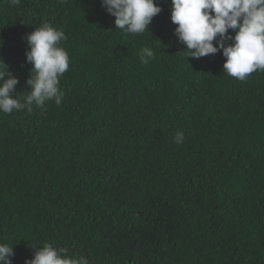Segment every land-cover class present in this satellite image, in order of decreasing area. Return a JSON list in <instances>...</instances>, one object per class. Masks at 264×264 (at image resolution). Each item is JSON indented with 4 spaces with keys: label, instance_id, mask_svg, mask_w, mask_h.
Wrapping results in <instances>:
<instances>
[{
    "label": "trees",
    "instance_id": "16d2710c",
    "mask_svg": "<svg viewBox=\"0 0 264 264\" xmlns=\"http://www.w3.org/2000/svg\"><path fill=\"white\" fill-rule=\"evenodd\" d=\"M155 3L149 33L125 34L101 0H0V59L18 93L33 28L63 30L69 55L60 105L0 113L12 264L45 242L89 264H264V70L240 81L221 52L187 57L171 0Z\"/></svg>",
    "mask_w": 264,
    "mask_h": 264
},
{
    "label": "clouds",
    "instance_id": "9594fccd",
    "mask_svg": "<svg viewBox=\"0 0 264 264\" xmlns=\"http://www.w3.org/2000/svg\"><path fill=\"white\" fill-rule=\"evenodd\" d=\"M11 2L18 5L20 0ZM101 5L115 18V29L125 34L149 33L152 18L161 12L155 0H101ZM170 21L176 25L177 41L186 46L187 57L199 59L221 52L223 72L240 81L264 70V0H171ZM66 39L63 30L48 22L24 37L25 62L32 65L25 82L29 90L24 93L16 91L19 81L0 59V113L32 111L33 105L43 108L48 101L62 103L60 77L69 69V55L60 42ZM153 58L154 49H141V64ZM183 139V133L177 132L173 142L179 145ZM34 249L25 264H89L85 256H70L67 249L47 242ZM13 255V245L0 243V264H12Z\"/></svg>",
    "mask_w": 264,
    "mask_h": 264
}]
</instances>
